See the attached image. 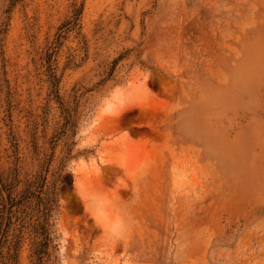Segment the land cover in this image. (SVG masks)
I'll return each instance as SVG.
<instances>
[{"label": "rangeland", "instance_id": "1", "mask_svg": "<svg viewBox=\"0 0 264 264\" xmlns=\"http://www.w3.org/2000/svg\"><path fill=\"white\" fill-rule=\"evenodd\" d=\"M5 193L0 264H264V0H0Z\"/></svg>", "mask_w": 264, "mask_h": 264}, {"label": "trees", "instance_id": "2", "mask_svg": "<svg viewBox=\"0 0 264 264\" xmlns=\"http://www.w3.org/2000/svg\"><path fill=\"white\" fill-rule=\"evenodd\" d=\"M41 192L33 193L41 201ZM50 201V198H48ZM50 207L39 208V213L36 222L34 223L35 240L32 244V264H43L44 256L47 253V247L49 246V216H50ZM10 263L16 264L17 256L13 252H9Z\"/></svg>", "mask_w": 264, "mask_h": 264}, {"label": "water", "instance_id": "3", "mask_svg": "<svg viewBox=\"0 0 264 264\" xmlns=\"http://www.w3.org/2000/svg\"><path fill=\"white\" fill-rule=\"evenodd\" d=\"M1 188H2V190H4L2 185H1ZM5 201H6V208H5L3 225H2V228L0 230V242L2 241V238L4 236V233H5L7 225H8L10 208H11L10 199H9L8 194H6V193H5Z\"/></svg>", "mask_w": 264, "mask_h": 264}]
</instances>
